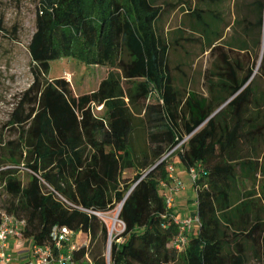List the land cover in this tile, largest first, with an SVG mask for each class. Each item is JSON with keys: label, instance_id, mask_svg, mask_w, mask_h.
Returning <instances> with one entry per match:
<instances>
[{"label": "trees", "instance_id": "obj_1", "mask_svg": "<svg viewBox=\"0 0 264 264\" xmlns=\"http://www.w3.org/2000/svg\"><path fill=\"white\" fill-rule=\"evenodd\" d=\"M189 1L38 0L27 47L34 80L7 122L15 139L0 144L5 209L27 221V239L52 244L53 229L68 227L89 239L76 260L107 264L113 223L86 210L108 216L123 204L109 264H264V0H236L229 39L217 11L224 0ZM178 10L189 37L183 26L164 29ZM7 32L0 17V38ZM183 42L209 51L205 93L173 73L171 53ZM62 58L111 71L98 90L75 96L69 81L48 78ZM174 157L197 171L199 222L182 251L163 188ZM22 167L34 173L27 181Z\"/></svg>", "mask_w": 264, "mask_h": 264}, {"label": "rangeland", "instance_id": "obj_2", "mask_svg": "<svg viewBox=\"0 0 264 264\" xmlns=\"http://www.w3.org/2000/svg\"><path fill=\"white\" fill-rule=\"evenodd\" d=\"M158 1H160V3L162 2V0ZM235 2L236 0L223 1L222 9L226 22L231 25L229 29L224 28L226 39H229L233 35L234 28L232 27V23L236 16ZM37 4L38 0H0V17L4 18L5 27L8 31V36H1L0 38V144L2 141L7 142L15 139L14 130L7 126V122L20 96L30 87L34 80L32 74V59L27 47L36 31ZM189 4L194 8L196 0H190ZM166 23H168V27H166L168 31L175 27L183 26L186 31L185 36L189 37V35H191L186 11L178 10L172 19ZM15 27L18 28V33L14 39L9 35H11ZM166 28L164 27V29ZM183 47L184 49L177 48L171 53L173 73L175 77L179 79L183 78L185 74L192 89L205 93L202 75L204 71L211 66L212 60L210 54H203L200 44H187L184 42ZM186 51L189 54H187ZM257 52L259 55L257 65L260 67L263 49L261 48ZM110 71L109 68L88 66L74 59L62 58L51 62V70L48 78L52 80L66 79L70 82L74 95L81 96L95 92ZM95 112L98 115L101 114L97 108H95ZM172 164L175 166L176 176L184 184V189L174 195L175 201L171 209L177 213L178 218L187 216L196 218V207L194 208L195 201L194 205L192 204L195 193L193 188H191L193 184L190 176L188 172H186L184 176H180V173L183 172L179 165L178 157L173 158ZM28 173L29 172L26 170H21L20 177L22 180H28ZM128 175H134V172L128 171ZM169 190L170 187L165 188L166 193H169ZM8 200L9 196L0 187L1 211L6 210L5 207ZM179 200L180 202L186 203L183 213L178 211L180 209L176 202ZM118 209L119 206L115 210L107 213L109 220L113 223L112 230L115 235H120L124 231V224L117 218ZM179 213L181 215H179ZM195 225L194 227H196ZM112 241L113 239L111 240V245ZM120 241L121 240H119V242ZM81 242H83V240H81ZM71 244H75V240H73ZM109 245V242L107 244H102L103 255L108 253Z\"/></svg>", "mask_w": 264, "mask_h": 264}, {"label": "built area", "instance_id": "obj_3", "mask_svg": "<svg viewBox=\"0 0 264 264\" xmlns=\"http://www.w3.org/2000/svg\"><path fill=\"white\" fill-rule=\"evenodd\" d=\"M188 139L189 137L183 142ZM21 169L34 174L24 167ZM168 169L172 185L163 184V187H170L169 193H167V205L171 208L175 201L174 195L184 189V184L176 176L174 165H169ZM189 176L191 181L195 182L197 179L196 169H191ZM60 198L67 202L61 196ZM86 211L99 217L101 214H106L90 210ZM0 214V264H94L89 255L86 256L84 263H80L74 258V252L89 243L87 236L86 240L80 244L77 241L79 233L70 230L68 227H55L51 234L53 243L38 245L32 239L25 237L27 221L24 218L9 214L6 210L0 211ZM198 222V215L196 218L187 216L179 219L178 223L180 224L181 232L174 241L178 250L182 251L185 248L188 242V235ZM110 233L112 237L113 232ZM73 239H75V244H71ZM109 243L108 253L105 255L107 264H109L110 260L109 248L111 242Z\"/></svg>", "mask_w": 264, "mask_h": 264}, {"label": "crops", "instance_id": "obj_4", "mask_svg": "<svg viewBox=\"0 0 264 264\" xmlns=\"http://www.w3.org/2000/svg\"><path fill=\"white\" fill-rule=\"evenodd\" d=\"M165 1V0H164ZM172 1H174V0H172ZM222 7H223V5H221L220 7H218V9H217V11L218 12H220L221 13V19L224 21L225 20V22H226V18H225V15H224V11H223V9H222ZM176 12L177 11H173L169 16H167L166 18H165V24H164V27L166 28V27H168V23H166L167 21H170L171 19H172V17L176 14ZM236 17L237 16H235V19H234V21H233V23H232V25L234 24V22H235V20H236ZM231 25H229L228 24V22L225 24V25H223V28H227V29H229V27H230ZM181 26H178V27H175L174 29H171L170 31H175L176 29H178V28H180ZM227 29H226V31H227ZM165 31H166V33L168 32V33H170V31H168L167 30V28L165 29ZM225 34V33H224ZM184 43V42H183ZM182 43V44H183ZM203 44H205V40H203V42H202ZM187 52V51H186ZM188 53V52H187ZM206 53H209V51H206L205 52V54ZM98 90V89H97ZM95 108H97L98 109V111L99 112H101V114L100 115H98L96 112H95ZM94 113H95V115L96 116H98V117H102V116H104L105 115V110H104V107H103V105H94ZM182 168V167H181ZM128 171H131V172H134L133 170H127L126 172H125V176L126 177H132L133 175H128ZM182 172L183 173H180L181 175V177L182 176H184V174H186V170H184L183 168H182ZM183 174V175H182ZM184 179H185V177H184ZM249 187H250V185H249ZM191 188H193V190H194V187H193V185L191 186ZM194 193H195V190H194ZM196 196V195H195ZM194 200H195V197H194ZM194 200H193V202H192V204L194 205ZM177 203V206L179 205V209L180 210H178V211H180V213H183L184 212V210H185V207L184 206H186V203H184V202H180V200L179 201H177L176 202ZM185 204V205H184ZM196 206L194 205V208H195ZM179 213V215H181ZM86 234L85 233H83V232H79V235H78V237H77V241L80 243V244H82V242H81V240H83V241H85L86 240ZM73 240H75V239H73Z\"/></svg>", "mask_w": 264, "mask_h": 264}, {"label": "water", "instance_id": "obj_5", "mask_svg": "<svg viewBox=\"0 0 264 264\" xmlns=\"http://www.w3.org/2000/svg\"><path fill=\"white\" fill-rule=\"evenodd\" d=\"M263 53H264V50H263V52H262V56H261V61H260V65H261V62H262V60H263ZM155 168V167H154ZM154 168H152L151 170H153ZM150 170V171H151ZM149 171V172H150ZM148 172V173H149ZM122 206H123V204L122 205H120V207H119V210H118V216H119V214H120V211H121V209H122ZM109 241L111 242V233L109 234ZM110 244V243H109ZM110 251H111V247L109 248V254H110Z\"/></svg>", "mask_w": 264, "mask_h": 264}, {"label": "bare ground", "instance_id": "obj_6", "mask_svg": "<svg viewBox=\"0 0 264 264\" xmlns=\"http://www.w3.org/2000/svg\"><path fill=\"white\" fill-rule=\"evenodd\" d=\"M100 217H101L102 219H104V220L109 219V217H108L107 215H104V214H101ZM118 217H119V216H118V214H117V218H118ZM111 232H113L112 229H111Z\"/></svg>", "mask_w": 264, "mask_h": 264}]
</instances>
